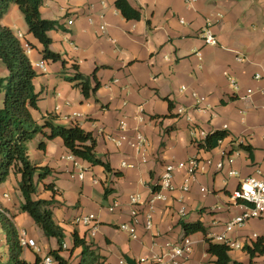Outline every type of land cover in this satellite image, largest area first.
Masks as SVG:
<instances>
[{"label":"crops","instance_id":"crops-1","mask_svg":"<svg viewBox=\"0 0 264 264\" xmlns=\"http://www.w3.org/2000/svg\"><path fill=\"white\" fill-rule=\"evenodd\" d=\"M129 1L142 11L141 20L125 19L116 0H45L43 18L62 25L49 32L50 48L67 60L66 66L43 59L41 46L29 34L17 5H11L2 21L16 36L24 35L21 42L38 72L34 83L40 101L32 111L34 118L43 121L54 116L57 125L80 124L92 131L97 157L111 167L70 159L71 152L60 137L49 140L40 134L29 143L31 160L53 169L45 182L54 184L55 193L40 185L33 197L54 200L55 222L67 235L61 255L69 264L82 259L81 247L70 251L74 231L85 235L90 253L99 256L95 264H137L141 258L162 254L167 241L185 237L182 222L201 221L207 236L218 242L216 237L225 233L226 224L248 206L234 199L233 192L246 178L264 173V0ZM208 21L219 41L216 46L205 45L201 36ZM26 43L36 46L27 49ZM41 61L46 71L37 67ZM73 63L86 76L96 74L100 82L89 98L69 80ZM8 75L0 60V76ZM233 79L238 90L231 84ZM181 108L183 114H179ZM122 120L129 135L141 131L147 136L146 163L141 162V153L127 143L118 146L111 138L123 134ZM216 130H228L231 135L211 151L200 149L198 142ZM41 142L46 143L44 148ZM240 144L252 146L251 155ZM227 157L232 158L231 164ZM190 159H198L204 168L190 190L165 191L167 199L157 201L151 210L149 201L166 165ZM124 161L137 167H123ZM221 161L225 168L218 170L216 164ZM233 169L236 176L228 173ZM184 176V171H176L178 187ZM18 182L13 175L0 186V206L20 233L38 243L40 252L24 247L25 260L33 264L40 257L43 264L58 242L46 237L22 211ZM135 194L142 197L136 239L120 229L121 224L131 223L130 197ZM149 212L151 230L144 225ZM89 214L96 216L91 225L77 221ZM228 236L241 244L230 250L232 259L248 264L250 257L243 247L264 236V216L250 219ZM189 237L195 243L194 252L185 264H215L205 235L198 232ZM257 264H264V257Z\"/></svg>","mask_w":264,"mask_h":264},{"label":"trees","instance_id":"trees-1","mask_svg":"<svg viewBox=\"0 0 264 264\" xmlns=\"http://www.w3.org/2000/svg\"><path fill=\"white\" fill-rule=\"evenodd\" d=\"M44 2L45 0H0V60L9 72L7 77L0 76V94H3L2 106H0V186L13 175L18 178V189L24 199L22 211L31 216L46 237L55 238L58 242V248L51 250L48 255L54 258L55 264H69V259L61 255L65 250L67 235L65 230L55 222L54 200H35L33 197L40 185H43L45 190L55 193L54 184L45 182L52 175L53 169L48 166H39L31 160L29 143L40 134L49 140L60 137L75 157L94 166L102 165L107 170L111 167L97 157V139L92 131L80 124L71 127L57 125L54 116L46 117L43 121H37L33 116L32 111L38 109L40 101V93L36 91L34 83L38 72L28 56L25 45L10 27L3 25L2 21L11 5H17L28 25L29 34H32L41 46L43 59L53 62L61 61L66 66L67 60L50 48L52 38L49 32L60 29L62 25L59 21L43 18L41 7ZM115 4L125 19H142V11L134 7L129 0H116ZM28 45L31 48L36 46L34 43H28ZM72 69L74 75L69 77V80L82 90L86 98L95 94L100 87L96 74L93 76L82 74L76 63H73ZM92 78L95 79V85L92 84ZM230 135L228 130H216L200 140L198 147L211 151L219 147ZM39 146L44 148L46 143L41 142ZM239 148L247 150L250 155L253 149L252 146L243 144H240ZM154 188V191H157V186ZM0 227L4 235L0 264H30L23 257L24 247L21 244L20 231L1 206ZM182 227L185 237L198 232L205 235L207 252L215 258V264H246L232 259L231 248L228 245L214 242L209 238L206 227L201 221L182 222ZM72 235L73 247L70 251L82 248V259L79 264H95L99 256L90 253L86 236H81L78 231H74ZM243 250L250 257L248 264H257V260L264 257V236L244 245ZM40 263L41 258L37 257L33 264ZM130 263L134 264L131 261Z\"/></svg>","mask_w":264,"mask_h":264},{"label":"built area","instance_id":"built-area-1","mask_svg":"<svg viewBox=\"0 0 264 264\" xmlns=\"http://www.w3.org/2000/svg\"><path fill=\"white\" fill-rule=\"evenodd\" d=\"M183 22V21H182ZM72 23V21H70ZM212 21H208L207 24L203 27L201 31V36L205 45L216 46L219 44L218 39L216 38L213 30ZM17 37L20 40H23L24 35L19 32ZM27 49H30V46L26 43ZM238 60L241 58L238 57ZM37 67L46 71V65L44 61H41L37 64ZM257 79L260 78V75L256 76ZM231 84L235 90L239 89V85L236 80H231ZM186 89V87H182ZM253 94V90H248V96ZM196 96V94H194ZM201 101H204V97H199ZM184 110L179 109V114H183ZM142 119V118H140ZM121 129L123 134L119 138L111 137L118 146H122L124 143H127L131 146L137 153L142 154V163L147 162V148L149 146V140L147 136L141 132L137 131L132 136L127 133V125L124 120L120 122ZM70 159H75L76 157L72 154L68 156ZM227 162L232 163L233 160L230 157H227ZM208 164L212 165V161H208ZM123 167L135 168L137 167L134 163H128L124 161L122 163ZM218 170H223L225 168V162L221 161L216 164ZM204 170L203 166L198 159H190L188 161L178 162L175 164L166 165L164 172L162 173L158 184L156 185L159 188L157 191H154L153 196L151 197L149 204L150 209L154 208V205L157 201H165L167 199L165 191H175L180 189L183 192H188L190 190L192 182L196 179L197 174ZM176 171H184L185 176L183 183L178 187L175 181ZM230 176H236L238 173L236 170H230ZM84 177V173L81 172L80 178ZM202 191H205L203 188ZM7 196V195H6ZM233 198L242 201L248 206L246 209L238 216L232 218L225 226V233L220 234L216 237V241L228 245L231 249L241 248V244L237 241L231 239L228 234L233 232L238 227H243L247 224L250 219L260 218L264 216V173L258 176H250L242 181L240 187L233 192ZM142 204V197L139 194L132 195L130 197L131 205V223H123L120 225V229L128 232L133 238H138L136 224L139 223V207ZM113 210V208H111ZM181 212H185V208L181 209ZM96 220L94 214H89L77 218V221L84 225H91ZM145 228L151 230L153 228V215L149 212L146 215ZM21 244L23 247H33L35 250L40 252L38 243L34 239H29L26 234L21 233ZM194 241L189 237H183L178 241H167L165 243L166 251L162 254H155L149 259L141 258L137 264H185L193 255L194 250ZM66 245H64V248ZM123 263V262H121ZM43 264H55V260L52 256L48 255L45 257Z\"/></svg>","mask_w":264,"mask_h":264},{"label":"rangeland","instance_id":"rangeland-1","mask_svg":"<svg viewBox=\"0 0 264 264\" xmlns=\"http://www.w3.org/2000/svg\"><path fill=\"white\" fill-rule=\"evenodd\" d=\"M3 239H4V237H3V233H2V231H1V227H0V253H1V247H2V245H3ZM65 249V248H64ZM49 254V253H48ZM48 254L46 255V256H48ZM45 256V257H46ZM45 257L43 258V261H44V259H45Z\"/></svg>","mask_w":264,"mask_h":264}]
</instances>
